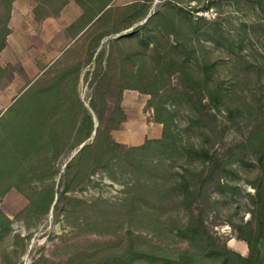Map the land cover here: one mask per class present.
Returning a JSON list of instances; mask_svg holds the SVG:
<instances>
[{"label": "rangeland", "instance_id": "1", "mask_svg": "<svg viewBox=\"0 0 264 264\" xmlns=\"http://www.w3.org/2000/svg\"><path fill=\"white\" fill-rule=\"evenodd\" d=\"M146 0H114L113 9L107 26L112 24L123 9L135 2ZM168 0H152L147 3L150 10L144 20L120 34L105 37L100 45L108 48L109 43L133 31L142 25L156 11L165 12ZM185 10L191 11L192 23L182 16L171 13L179 33L163 29L160 22L154 28V44L161 56L165 54L176 60L184 57L183 48L189 53L193 73L201 75L200 64L215 63L211 87L223 83L224 103L216 112L219 120L228 123V110H240V119L246 121L250 113L258 106L264 110V12L256 3L237 0H171ZM209 2L213 14L198 15L191 9ZM38 0H16L12 6L8 46L0 54V65H12L11 80L0 87V118L28 87L40 82L42 86L71 72L67 91L73 94L75 86L84 108L91 114L94 128L98 119L90 107L93 96L94 61H90L89 41L94 27L89 26L77 36H70L67 28L76 22L83 11L71 1L62 10L58 18H49L37 22L33 9ZM210 7V8H211ZM169 14V13H168ZM200 18H204L203 21ZM171 29V28H170ZM196 30V31H195ZM125 49H139L137 41L122 44ZM182 47V48H181ZM81 65L79 81L72 68ZM178 75L172 74L173 83ZM176 84V83H175ZM149 95L135 90H125L122 108L126 120L118 130L112 132L114 140L127 147L140 146L146 140L161 138L162 125L152 121L153 111L146 106ZM168 109L175 111V131L178 134L179 149L187 144L201 147L204 144L205 128L191 127L189 118L195 115L191 107L184 102L171 101ZM83 115V114H82ZM95 132V130H94ZM84 144L90 143L95 134ZM96 133V132H95ZM4 129L0 126V147L3 144ZM240 134L231 129L226 140L239 138ZM78 146L65 160L68 163L80 150ZM47 157V153H42ZM149 156L142 170L132 167L121 169L117 179L113 180L107 172L99 171L90 177L82 191L67 193L56 204H50L52 190H58L60 175L42 180L28 177L24 182L12 177L3 184L0 173V211L11 220L5 227L0 226V264H80L99 256L109 248H116L125 241L131 231L139 236L143 243L152 244L167 251L177 252L189 248L187 241L177 235L176 226L187 223V212L176 200L157 197L155 189H163L174 179V173L182 167H195L183 154L174 156ZM57 169L60 161L54 163ZM157 165V167L155 166ZM155 166L156 168L154 169ZM65 164L62 166L61 173ZM233 168L239 178L228 177L224 180L239 191L220 194L211 193V209L208 210L207 223L219 236L227 238L228 247L243 256L248 254L245 242L237 241L232 234V223L247 221L251 208L249 194L254 190L248 184L257 174V167L235 163ZM17 185L19 188L8 185ZM138 185V186H137ZM145 186H152L143 193ZM149 188V187H148ZM149 194V196H145ZM26 195L37 199L34 211H25L30 205ZM135 196H139L136 200ZM156 196V197H155ZM155 197V198H153ZM135 198V199H134ZM36 202V203H37Z\"/></svg>", "mask_w": 264, "mask_h": 264}, {"label": "trees", "instance_id": "2", "mask_svg": "<svg viewBox=\"0 0 264 264\" xmlns=\"http://www.w3.org/2000/svg\"><path fill=\"white\" fill-rule=\"evenodd\" d=\"M16 0H0V54L8 46L12 6ZM71 1L83 11L80 18L67 28L70 36H77L89 26L94 27L89 41L90 61H94L93 96L91 109L98 119L94 128L91 114L84 108L75 86L73 94L67 91L71 72L42 86L36 82L26 89L0 118L4 137L0 147V173L3 184L16 177L24 182L34 176L37 180L60 175L58 190H52L50 204L60 202L67 193L82 191L91 182L90 177L99 171H105L113 179L123 168L143 169L147 156H174L183 154L194 163L195 167H182L175 172L174 179L159 190H154L157 197L176 200L187 212V223L176 226L178 237L187 241L189 248L177 252L167 251L152 244L143 243L139 236L131 231L125 241L116 248H109L99 256L80 264H264V110L258 106L246 121L240 119V110H228V123L221 122L216 114L224 103L223 83L211 87L215 63L200 64L201 75L193 73L189 55L183 48L184 57L176 60L170 55L161 56L154 44V27L160 24L163 29L179 33L171 13L182 16L192 23L191 11L168 0L165 12L159 10L132 32L112 40L108 48H100L105 37L120 34L141 22L147 16L150 6L145 2H135L126 6L114 22L106 25L111 18L114 0H38L33 9L37 22L49 18H58L64 7ZM237 1V0H226ZM256 3L264 12V0H245ZM214 2H209L191 10H208ZM169 13V14H168ZM201 21L204 18H200ZM171 28V29H170ZM196 31V30H195ZM137 41L139 49H125L122 44ZM182 48V47H181ZM81 65L72 68L77 73L73 80L79 81ZM12 65H0V87L11 80ZM172 74L178 75L176 84ZM125 90H135L150 96L147 110L153 111L152 121L162 125L159 139L146 140L140 146L127 147L116 142L112 132L118 130L126 120L122 108ZM171 101L187 103L195 115L189 118V124L195 128H205L204 144L181 146L175 131V111L168 109ZM83 114V115H82ZM231 129H235L239 138L226 140ZM95 130L93 140L83 146L68 162L65 160L78 147L89 140ZM47 157H43V152ZM148 157V159H149ZM53 170L54 163H58ZM235 163L254 165L257 174L248 184L254 190L249 194L251 208L247 221L232 223V234L237 241L245 242L248 254H242L228 247L227 238L213 232L207 223L211 204V193L220 194L239 191L237 186L224 182L228 177L239 178L233 168ZM65 164L63 172L62 166ZM157 167V165H155ZM155 166L154 169L156 168ZM26 180V181H25ZM138 186V185H137ZM18 188L8 185V189ZM149 187V188H148ZM152 186H145L143 193ZM19 189V188H18ZM152 189V188H151ZM153 190V189H152ZM30 205L25 211H34L37 199L26 195ZM149 196V194L145 195ZM156 197V196H155ZM153 197V198H155ZM137 201L139 196H135ZM134 198V199H135ZM37 202V203H36ZM134 202V203H135ZM11 220L0 211V226H6Z\"/></svg>", "mask_w": 264, "mask_h": 264}, {"label": "built area", "instance_id": "3", "mask_svg": "<svg viewBox=\"0 0 264 264\" xmlns=\"http://www.w3.org/2000/svg\"><path fill=\"white\" fill-rule=\"evenodd\" d=\"M214 13V9L211 7L208 10H206L205 12H199L197 13L198 15H208V14H213Z\"/></svg>", "mask_w": 264, "mask_h": 264}, {"label": "water", "instance_id": "4", "mask_svg": "<svg viewBox=\"0 0 264 264\" xmlns=\"http://www.w3.org/2000/svg\"><path fill=\"white\" fill-rule=\"evenodd\" d=\"M94 134H95V132H94ZM83 146H85V144H82V145L80 146V148H82ZM72 157H74V156H72Z\"/></svg>", "mask_w": 264, "mask_h": 264}]
</instances>
